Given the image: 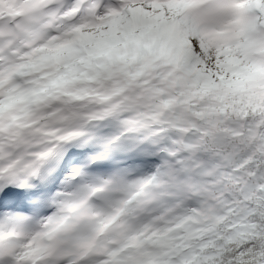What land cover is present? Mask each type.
Masks as SVG:
<instances>
[{
    "label": "snow or ice",
    "instance_id": "6c2138e0",
    "mask_svg": "<svg viewBox=\"0 0 264 264\" xmlns=\"http://www.w3.org/2000/svg\"><path fill=\"white\" fill-rule=\"evenodd\" d=\"M0 264H264V0H0Z\"/></svg>",
    "mask_w": 264,
    "mask_h": 264
}]
</instances>
